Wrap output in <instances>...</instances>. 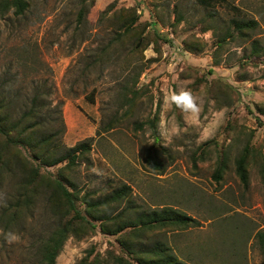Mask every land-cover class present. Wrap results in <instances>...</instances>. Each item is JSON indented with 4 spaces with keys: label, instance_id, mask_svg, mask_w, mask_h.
<instances>
[{
    "label": "rangeland",
    "instance_id": "374dc122",
    "mask_svg": "<svg viewBox=\"0 0 264 264\" xmlns=\"http://www.w3.org/2000/svg\"><path fill=\"white\" fill-rule=\"evenodd\" d=\"M25 1L28 8L15 16L0 0L2 126L14 136L9 124L37 93L43 100L32 134L47 141L36 155L51 141L66 149L92 140L86 152L45 166L26 145L0 135V264H43L41 242L63 226L67 238L54 264L132 259L118 235L135 241V249L137 241L161 238L186 264H264L252 239L241 250L232 241L264 231V54H253L250 45L256 41L264 51V0H92L79 23L80 0ZM123 9L137 21L109 45L128 14ZM230 20H253L255 27L238 34ZM184 91L195 107L172 100ZM240 157L246 186L234 171ZM34 170L37 191L4 230L23 172ZM52 180L72 194L84 221L67 210ZM123 187L120 202L92 213L107 218L94 221L84 213L83 198L94 201ZM125 207L131 208L127 217L168 207L198 225L105 233ZM8 233L18 238L9 243Z\"/></svg>",
    "mask_w": 264,
    "mask_h": 264
},
{
    "label": "trees",
    "instance_id": "16d2710c",
    "mask_svg": "<svg viewBox=\"0 0 264 264\" xmlns=\"http://www.w3.org/2000/svg\"><path fill=\"white\" fill-rule=\"evenodd\" d=\"M87 0H80L78 2L79 9L76 13L77 23L81 22V17L88 11L91 6L92 0L86 4ZM6 9H13V14L15 16H20L28 8V4L25 0H6ZM111 8L107 6L104 11H109ZM124 12L128 13L126 17H122L120 24L117 28L118 33L113 36V44L119 41L120 37L129 32L137 21L136 15L132 12L131 9H123ZM178 18L175 19V22H178ZM229 29L236 31L238 34H242L243 30H250L255 27V22L253 20H230ZM251 51L253 54H260L261 52L256 45V41L251 42ZM104 51V50H101ZM43 100V97L37 93L33 94L29 99V106L24 111L20 113L16 123H10L9 128L15 133L14 136H10L9 132L4 129L2 126L5 116L0 117V135H2L8 144H24L26 145L32 155L33 159H38L39 163L45 166H54L57 165L69 158H73L76 155H79L83 152H86L89 148L91 138L83 140L72 147L61 149L52 141L44 149V153L41 156L36 155L37 149L41 150V146L47 141L45 138L40 137L38 140H34V135L32 134V129L34 126L38 125V121L35 119L38 115V110H40V101ZM59 133L58 131H53L52 137H55V134ZM32 138V139H31ZM36 138V137H35ZM46 140V141H45ZM224 157L221 159V164L213 172V178L219 180L221 175V170L223 166ZM148 163L155 169H160V165L155 159H147ZM18 164L19 161H17ZM3 163L0 161V168ZM23 167V166H21ZM24 168V167H23ZM234 171L242 186H246L247 177L245 170V158L240 157L234 161ZM23 179L25 180L23 185H21V194L16 199V204L13 206H8V211L11 213V217L7 218L6 215H3L6 219L3 221L2 228L4 230H10L14 219L17 217V211L20 212L19 208L23 207L24 204L27 205L32 198L34 197V192L37 191V185L40 179V176L37 171H26L23 172ZM50 180V179H48ZM261 181L264 184V170L261 171ZM54 184L55 192L60 195L64 205L68 211H72L73 217L79 221H84L83 217L80 216L79 211L75 208V201L72 197V194L67 191V189L57 180H52ZM124 190L127 188L123 187L120 190L112 191L109 195H105L100 199L94 201L87 200L83 198L81 203L84 205V213L87 216H91L92 220L102 221L106 216H97L94 217L92 213L100 206H106L111 203H118L127 193ZM131 209V208H129ZM128 208H124L123 211L118 213L115 219H120L117 223V226L113 227L111 230H103L108 234H120L123 230L128 229V233H132L134 230L136 232L142 231L143 229H152V228H161L165 226H172L178 228L185 227H195L198 223L186 216L185 214L179 212L176 209H171L168 207H163L157 210H151L148 212H140L135 214L133 217H127L124 215V212H129ZM3 214H7L6 211H3ZM122 219V220H121ZM92 227V226H91ZM119 236V246L126 254V257H132V259H125L123 257H115L113 264H186L180 260L173 252V250L167 245V242L161 238L152 239L151 243L138 242V246L135 249V241L122 239V235ZM134 240L139 239L141 235H130ZM231 237V235H229ZM67 238V229L63 227H55L48 236L40 244V261L43 264H54V259L58 252L60 251L64 241ZM121 238V239H120ZM248 239H252L256 245L257 250L264 257V231L257 230L252 235H238L235 236L232 241L239 245V248H243ZM239 264V263H238Z\"/></svg>",
    "mask_w": 264,
    "mask_h": 264
},
{
    "label": "clouds",
    "instance_id": "9594fccd",
    "mask_svg": "<svg viewBox=\"0 0 264 264\" xmlns=\"http://www.w3.org/2000/svg\"><path fill=\"white\" fill-rule=\"evenodd\" d=\"M210 35V34H209ZM172 100H180V101H186L187 104L190 106V107H195V103L193 101V97L191 96V94L187 91H184V92H181L179 94H175L173 93L172 95ZM178 106H181L182 105H178ZM7 238H8V242L11 243L13 241H15L18 237H16L15 235L11 234V233H8L7 234Z\"/></svg>",
    "mask_w": 264,
    "mask_h": 264
}]
</instances>
